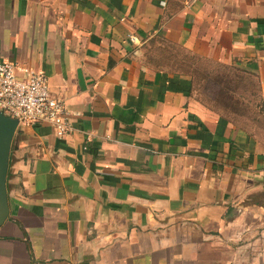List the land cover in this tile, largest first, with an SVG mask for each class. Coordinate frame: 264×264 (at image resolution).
I'll list each match as a JSON object with an SVG mask.
<instances>
[{"label": "crops", "instance_id": "obj_1", "mask_svg": "<svg viewBox=\"0 0 264 264\" xmlns=\"http://www.w3.org/2000/svg\"><path fill=\"white\" fill-rule=\"evenodd\" d=\"M153 39L251 78L264 116V0H0V61L80 114L17 129L0 264H264V127L145 64Z\"/></svg>", "mask_w": 264, "mask_h": 264}, {"label": "rangeland", "instance_id": "obj_2", "mask_svg": "<svg viewBox=\"0 0 264 264\" xmlns=\"http://www.w3.org/2000/svg\"><path fill=\"white\" fill-rule=\"evenodd\" d=\"M175 7L183 0H166ZM145 64L190 74L195 97L239 127H264L255 82L239 70L196 59L180 48L153 39L142 48Z\"/></svg>", "mask_w": 264, "mask_h": 264}, {"label": "built area", "instance_id": "obj_3", "mask_svg": "<svg viewBox=\"0 0 264 264\" xmlns=\"http://www.w3.org/2000/svg\"><path fill=\"white\" fill-rule=\"evenodd\" d=\"M130 40L135 42L132 36ZM0 112L17 120V129L46 124L59 140L71 135L72 119L80 115L51 93L44 73L6 61H0Z\"/></svg>", "mask_w": 264, "mask_h": 264}, {"label": "water", "instance_id": "obj_4", "mask_svg": "<svg viewBox=\"0 0 264 264\" xmlns=\"http://www.w3.org/2000/svg\"><path fill=\"white\" fill-rule=\"evenodd\" d=\"M17 128V120L4 116L0 112V226L9 216L6 178L11 144Z\"/></svg>", "mask_w": 264, "mask_h": 264}]
</instances>
